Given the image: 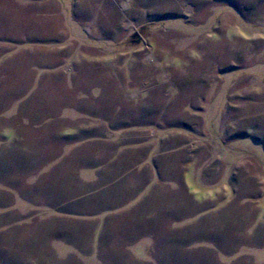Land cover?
<instances>
[{"label": "rangeland", "instance_id": "obj_1", "mask_svg": "<svg viewBox=\"0 0 264 264\" xmlns=\"http://www.w3.org/2000/svg\"><path fill=\"white\" fill-rule=\"evenodd\" d=\"M231 1L0 0L2 70L11 75L47 72L37 83L39 92L54 85L74 91L71 101L76 93L86 103L93 101L84 107L90 115L87 125L94 124L93 113L105 115L114 129L129 130L126 144L146 142L160 130L171 141L180 134L182 142L198 147L199 164L211 154V179L231 175L242 180L243 201L237 202L242 209L226 208L221 219L216 216L212 233L223 242L219 247L228 240L223 235L231 233L234 248L246 244L252 249H200L188 253L183 264H264V0L244 11L261 25L250 36L243 31L249 24L240 17L239 5L228 10ZM62 90L57 89L62 96L56 98L67 95ZM229 104L239 109L226 116ZM7 119L0 114V159L16 144L5 137L4 129L15 128ZM245 132L262 144L240 137ZM223 145L233 159L226 172L220 169ZM212 147L214 152H207ZM29 173L21 172L20 179ZM14 176L0 177V213L7 211L0 214V227L11 225L15 231L0 235V264L3 258L10 264H80L67 256L63 261L61 251L39 247V237L27 239L32 232L45 233L47 224L35 217L41 211L23 210L15 202L21 191L8 181ZM197 190L207 199L205 190ZM207 232L203 226L197 229L200 245Z\"/></svg>", "mask_w": 264, "mask_h": 264}, {"label": "crops", "instance_id": "obj_2", "mask_svg": "<svg viewBox=\"0 0 264 264\" xmlns=\"http://www.w3.org/2000/svg\"><path fill=\"white\" fill-rule=\"evenodd\" d=\"M259 4L260 0H232L228 10H237L239 5L244 13ZM243 13L240 17L249 24V29L243 31L250 36L261 25ZM40 73L11 75L0 66V114L15 125L4 129L6 139L16 141L3 152L0 177L3 180L15 174V179H7L21 191L19 197L15 194V202H20L23 210L41 211L35 217L47 224L45 233L43 229L32 232L28 240L39 237V247L61 251L63 261L67 256L80 264H151L156 260L159 264H183L184 257L200 249L229 252L252 247L240 244L234 248L231 233L223 235L228 240L221 247L220 237L219 242L213 238L216 216L221 219L226 208L243 201L244 184L231 175L211 179V171L215 170L214 163L208 166L211 154L199 164L198 147L182 142L185 138L180 134H176L178 141H171L161 130L146 142L126 144L129 130L114 129L111 118L93 113L94 124L85 123L90 115L84 107L93 101L86 103L85 97L80 99L77 93L71 101L74 91L54 85L44 86L39 92L37 83L47 75ZM57 89L67 95L56 98L62 96ZM235 107L239 109L229 104L225 115ZM43 121V127L34 128L35 123ZM70 122L75 125L68 126ZM240 137H251L262 144L260 138L248 132ZM226 147H220L224 152L220 169L224 167V172L233 162ZM207 152L213 153L214 147ZM237 154L236 159L241 160L242 154ZM21 172H30L29 177L20 179ZM197 188L206 191L207 199L199 196ZM242 207L240 203L239 211ZM201 226L208 231L206 237L202 236L207 238L202 245L196 233ZM12 232L11 225L0 227L1 236ZM1 264L10 263L3 258Z\"/></svg>", "mask_w": 264, "mask_h": 264}]
</instances>
